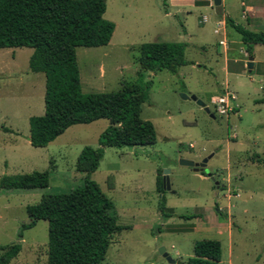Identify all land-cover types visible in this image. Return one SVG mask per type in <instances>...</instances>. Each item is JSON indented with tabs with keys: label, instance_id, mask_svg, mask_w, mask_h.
I'll return each mask as SVG.
<instances>
[{
	"label": "rangeland",
	"instance_id": "rangeland-1",
	"mask_svg": "<svg viewBox=\"0 0 264 264\" xmlns=\"http://www.w3.org/2000/svg\"><path fill=\"white\" fill-rule=\"evenodd\" d=\"M240 2L224 0L225 14L219 16L215 7L190 3L166 15L163 0H106L105 18L116 24L112 39L107 45L77 47L84 92L117 91L138 79L149 84L141 116L157 132L154 144L105 147L91 175L114 202L118 223L125 227L113 235L101 264L185 263L201 239L222 243L220 264H264V62L251 72L249 60L235 64V59H247L240 52L241 35L217 22L226 15L251 30H264V18L256 26L248 24ZM204 16L208 20L202 23ZM223 37L226 48L220 44ZM154 41L186 43L188 63L175 73L161 69L141 76L139 47ZM32 53L27 46L0 49V179L50 171L47 188H0V254L4 245H22L10 264L48 263V220H38L20 236L30 221L27 206L46 192L82 186L85 173L77 170L78 156L87 145L99 147L109 125L105 118L74 124L47 146H33L29 119L44 114L46 85L44 73L30 70ZM254 53L264 61V45L254 46ZM226 85L239 108L220 114L211 95ZM210 155L207 169L219 187L208 172L180 163ZM165 170L170 187L160 193L157 177ZM162 195L169 217L160 210ZM193 214L197 217H184ZM161 247L177 262L168 261Z\"/></svg>",
	"mask_w": 264,
	"mask_h": 264
},
{
	"label": "trees",
	"instance_id": "trees-1",
	"mask_svg": "<svg viewBox=\"0 0 264 264\" xmlns=\"http://www.w3.org/2000/svg\"><path fill=\"white\" fill-rule=\"evenodd\" d=\"M210 2L195 0L196 5ZM106 10V0H0V49L33 48L30 70L45 75V112L29 119L31 144L47 146L74 124L102 118L109 120L99 137L100 146L87 145L78 156L77 170L85 173L84 184L68 191L46 192L37 203L27 206L30 221L22 225L20 236L38 220H48L47 264L102 263L113 235L125 227L118 223L114 202L91 175L100 166L105 147L149 145L157 140L153 122L141 116L142 105L148 99L147 82L128 81L117 91H83L77 47L110 42L116 24L105 18ZM225 22L241 35L250 56H253L254 45H264V30H251L231 16L225 17ZM186 45L171 41L141 44V76L144 72L161 69L178 72L188 63ZM49 185V170L6 175L0 179V188L7 189L47 188ZM157 190L160 193L165 190L160 175ZM160 210L164 216H171L164 195ZM184 217L191 219L197 215ZM2 249L0 264H10L22 245H4ZM222 255L219 240L201 239L195 242L193 255L184 264H220Z\"/></svg>",
	"mask_w": 264,
	"mask_h": 264
},
{
	"label": "crops",
	"instance_id": "crops-1",
	"mask_svg": "<svg viewBox=\"0 0 264 264\" xmlns=\"http://www.w3.org/2000/svg\"><path fill=\"white\" fill-rule=\"evenodd\" d=\"M184 3H190L192 5H195L196 7H200V6H206V7H211V8H214L215 7L214 4L212 3V1L208 5H196L195 4V0H167V3L165 4L167 6V8L164 10L165 13H166V15H170L171 14L172 8L179 7V6L183 5ZM240 4L242 6V14H243L242 17L247 20L248 24L256 26V25H258L260 23V20L262 18H264V0H241ZM223 11H224V0H223ZM225 17H227V16L225 15ZM207 20H208V18L206 16H204L202 18V23L206 22ZM217 22H219V24H221L220 22H222L223 25H220L222 28L225 29L227 27L226 26V22H225V18L220 19ZM216 29H220L221 30V28H216ZM220 30H219L218 33H220ZM221 41H224V43H221ZM220 44L224 45L225 48H226V46H227L226 38L223 37L220 40ZM239 44H240V52H243L244 53V56H247V59H240V60L239 59H235L234 60L235 61V64L238 63V61L245 60L247 62V60H249V57H248L249 54H248L246 45L242 41H239ZM256 45H258V44H256ZM256 45H254V46H256ZM253 56H254V67H253V69H254L255 66H256V64H258L260 62H264V61L258 60L256 58L255 53H254V49H253ZM225 63H226L228 72H230L229 71L230 69L228 68V59H227V57L225 59ZM226 88L229 89L228 85H226L225 87H220L219 88L221 90L220 93L224 92V90ZM215 94H212L211 97L212 96L214 97Z\"/></svg>",
	"mask_w": 264,
	"mask_h": 264
},
{
	"label": "water",
	"instance_id": "water-1",
	"mask_svg": "<svg viewBox=\"0 0 264 264\" xmlns=\"http://www.w3.org/2000/svg\"><path fill=\"white\" fill-rule=\"evenodd\" d=\"M212 1H213L214 6H215L217 15H219V16L223 15V13H224V11H223V0H212ZM253 67H254V56H250L249 61H248L249 71H252ZM182 96L184 98H188V95H186V94H182ZM192 98L194 100H197L198 104L201 105L207 112H209V113L211 112V109L206 104V102L198 99V97L196 95H192ZM212 116L214 117L213 114H212ZM211 157H212V155L205 157L202 161H195L192 159L182 158L180 160V163L183 165L190 166L196 171L208 172V176L211 177L215 181L216 186L219 187L220 182L217 181L216 178L214 177L213 173L209 172L207 169V164H208V161ZM168 172H169V170L164 171L163 181H164L165 187H167V186L170 187V180H169ZM160 251H161V253H163V255L165 257H167L168 261H170L171 263L177 262L175 259H173L171 256H169V254L166 252L165 247H161ZM178 264H184V262L178 261Z\"/></svg>",
	"mask_w": 264,
	"mask_h": 264
},
{
	"label": "built area",
	"instance_id": "built-area-1",
	"mask_svg": "<svg viewBox=\"0 0 264 264\" xmlns=\"http://www.w3.org/2000/svg\"><path fill=\"white\" fill-rule=\"evenodd\" d=\"M219 30L220 29H216L215 32L218 33ZM221 43H224V41H221ZM236 100V94L230 89L226 88L224 92L212 98L213 108L220 114H228L230 111H233L238 107V104L235 103Z\"/></svg>",
	"mask_w": 264,
	"mask_h": 264
}]
</instances>
